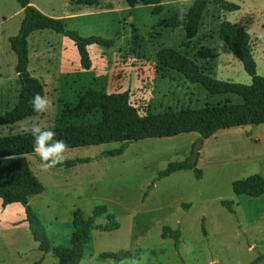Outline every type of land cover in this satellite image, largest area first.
Returning <instances> with one entry per match:
<instances>
[{
    "label": "rangeland",
    "instance_id": "374dc122",
    "mask_svg": "<svg viewBox=\"0 0 264 264\" xmlns=\"http://www.w3.org/2000/svg\"><path fill=\"white\" fill-rule=\"evenodd\" d=\"M229 1L240 9L224 11L210 1L197 39L215 51L211 76L250 84L251 76L219 38L218 30L224 19L245 27L251 34L257 72L264 76V0ZM192 2L164 0V10L153 14L150 5L131 7L126 0H101L93 6L78 5L73 0H31L42 12H48L45 14L63 18L68 28L83 36L114 39L115 45H91L93 66L85 70L70 38L51 29L31 33L28 69L45 83V97L51 104L47 111L22 123L52 127L60 87L74 83L93 85L107 93L129 90L131 102L141 114L225 99L239 101L236 95H211L176 71L156 72L160 48L189 49L182 28L172 30L157 24L187 11ZM22 19L18 0H0V116L18 101L17 56L9 37L18 34ZM86 71L75 81L69 76ZM20 125L0 123V136L23 132ZM199 138L196 132L145 138L115 156L104 151L119 147L117 142L67 148L62 161L90 159L71 167L44 168L36 153L28 154L30 167L45 186L43 192L29 198V204L45 224L53 246H71L72 212L76 208L89 217L96 206H106L116 217L118 229L93 230L81 264H248L264 252V194H236L233 182L264 172V123L250 131L244 126L222 128L203 139L197 158L201 178L192 169H183L153 183L170 162L190 158ZM223 200L232 201L234 210L225 207ZM24 219L20 203L3 206L0 200V264H36L41 258L40 264H59L54 253L44 254L38 249ZM106 221L105 215L97 219V223ZM164 225L181 229L178 248L173 238L161 236ZM122 252L131 254L122 256ZM105 253L119 258L106 257Z\"/></svg>",
    "mask_w": 264,
    "mask_h": 264
},
{
    "label": "trees",
    "instance_id": "16d2710c",
    "mask_svg": "<svg viewBox=\"0 0 264 264\" xmlns=\"http://www.w3.org/2000/svg\"><path fill=\"white\" fill-rule=\"evenodd\" d=\"M78 5H99L101 0H73ZM164 0H126L135 7L139 4L150 5L153 14L164 10ZM211 0H193L185 12L174 13L162 19L157 25L175 30L182 28L187 38L188 50L173 47H162L156 54V72L164 73L173 70L184 76L191 83L203 86L211 95H236L239 101L220 100L214 104L199 107L168 109L163 112L148 111L141 114L131 102L129 90L107 93L93 85L82 83L67 84L60 87L59 109L55 124L50 127L54 139H62L66 148L98 145L117 142L120 146L104 151L110 156L121 155L135 141L145 138L171 137L181 133L196 132L206 139L222 128L233 126L257 125L264 123V76L257 72L250 32L238 23L222 20L219 26V38L224 41L232 53L242 62L245 71L251 76V83L244 84L221 80L211 76L215 61V51L211 47L200 45L197 35L202 17ZM224 11H237L240 5L229 0H212ZM23 9V19L17 35L10 36L11 48L17 56L16 72L19 84L18 101L0 116V123L14 126L39 114L32 110L31 99L39 93L45 97V83L32 75L28 69V37L39 29H51L70 38L79 53L81 67L90 70L93 60L89 46L97 44L105 48L115 45L114 39L92 35L83 36L77 30L67 27L63 18L49 16L31 4V0H18ZM183 16V20L178 17ZM41 114V113H40ZM29 132L11 133L0 136V200L3 206L20 203L24 208L25 219L37 247L44 254L52 252L59 264H81L85 255L84 247L91 240L95 229L113 231L120 227L116 217L108 213L106 206H96L91 216H85L80 208L72 212L73 232L71 246H53L47 234L46 226L38 213L29 204L32 195L44 191L45 186L30 167L28 154H35ZM195 145V143H194ZM193 145V146H194ZM89 158H76L59 162L53 166L71 167L88 162ZM198 161L189 162V158L172 161L160 170L154 179L155 183L175 171L192 169L197 178L203 175L197 166ZM236 194H247L258 197L264 194V176L256 173L233 182ZM149 193L146 191L145 196ZM222 204L229 210L233 202L223 200ZM105 215V223L97 219ZM162 237L174 239L178 248L181 242V229L164 225ZM129 256L130 252H122ZM104 256L118 259L114 253ZM41 258L36 264H40ZM264 262V252L258 254L248 264Z\"/></svg>",
    "mask_w": 264,
    "mask_h": 264
},
{
    "label": "clouds",
    "instance_id": "9594fccd",
    "mask_svg": "<svg viewBox=\"0 0 264 264\" xmlns=\"http://www.w3.org/2000/svg\"><path fill=\"white\" fill-rule=\"evenodd\" d=\"M183 18V16L178 17L181 20ZM30 103L32 110L40 114L47 111L51 101L37 93L32 97ZM20 130L29 132L32 136L33 151L39 157L44 168L51 167L63 160L62 154L65 151L66 144L62 139H54L55 132L51 128L41 126L38 123L26 126L21 122Z\"/></svg>",
    "mask_w": 264,
    "mask_h": 264
},
{
    "label": "water",
    "instance_id": "95a60500",
    "mask_svg": "<svg viewBox=\"0 0 264 264\" xmlns=\"http://www.w3.org/2000/svg\"><path fill=\"white\" fill-rule=\"evenodd\" d=\"M252 127H253L252 124H247V125L244 126L246 131H250L252 129ZM202 144H203V138L200 137L198 139V141L196 142V144L194 145V148H193V151H192V155L189 158V162H196L197 161V158H198V155H199V151H200V149L202 147Z\"/></svg>",
    "mask_w": 264,
    "mask_h": 264
},
{
    "label": "crops",
    "instance_id": "0c3cea01",
    "mask_svg": "<svg viewBox=\"0 0 264 264\" xmlns=\"http://www.w3.org/2000/svg\"><path fill=\"white\" fill-rule=\"evenodd\" d=\"M40 9H41V8H40ZM41 10H42V9H41ZM43 12L48 13L46 10H43ZM70 16H73V14H71ZM73 43H74V42H73ZM74 46H75V44H74ZM90 46H91V45H90ZM90 46H89V48H90ZM87 72H89V71L81 72V74H74V73H73V75H70V74H69V76H70V77H73V81H75V78H76L77 75H80V76H82V75H86ZM67 75H68V74H67ZM260 173H261V175L264 176V172H260Z\"/></svg>",
    "mask_w": 264,
    "mask_h": 264
}]
</instances>
